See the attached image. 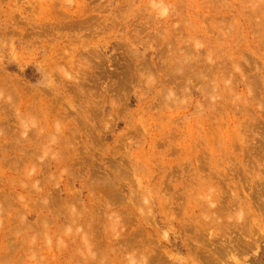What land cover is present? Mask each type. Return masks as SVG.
<instances>
[{
	"label": "rangeland",
	"instance_id": "374dc122",
	"mask_svg": "<svg viewBox=\"0 0 264 264\" xmlns=\"http://www.w3.org/2000/svg\"><path fill=\"white\" fill-rule=\"evenodd\" d=\"M152 263L264 264V0H0V264Z\"/></svg>",
	"mask_w": 264,
	"mask_h": 264
},
{
	"label": "bare ground",
	"instance_id": "6f19581e",
	"mask_svg": "<svg viewBox=\"0 0 264 264\" xmlns=\"http://www.w3.org/2000/svg\"><path fill=\"white\" fill-rule=\"evenodd\" d=\"M70 2L72 3V1H70ZM114 18H115V17H114ZM90 19H91V18H90ZM91 20H92V19H91ZM117 20H119V19H117ZM76 22H77V21H76ZM87 22H88V21H87ZM89 22H90V21H89ZM74 23H75V22H74ZM77 24H78V23H77ZM73 25H75V24H73ZM95 25H96V24H95ZM66 26H67V24H66ZM79 26H80V25H79ZM83 26H84V25H83ZM72 27H73V26H72ZM77 27H78V25H77ZM77 27H76V28H77ZM81 27H82V25H81ZM90 27H91V26H90ZM92 27H93V26H92ZM76 28H75V29H76ZM84 28H85V27H84ZM86 28H87V27H86ZM98 28H99V27H98ZM69 29H70V28H69ZM72 29H73V28H72ZM77 29H78V28H77ZM79 29H81V28H79ZM82 29H83V28H82ZM82 29H81V30H82ZM55 30H56V29H55ZM83 30H84V29H83ZM76 31H77V30H76ZM78 31H79V30H78ZM56 32H57V31H56ZM91 33H92V32H91ZM57 35H58V34H57ZM92 36H94V35H92ZM100 60H101V58H100ZM99 62H100V61H99ZM101 64H102V62H101ZM97 65H98V64H97ZM93 66H94V65H93ZM102 66H103V65H102ZM101 69H102V68H101ZM114 70H115V69H114ZM118 71H119V70H118ZM106 73H107V72H106ZM96 74H97V73H96ZM99 75H100V74H99ZM106 75H107V74H106ZM101 76H102V75H101ZM109 76H110V75H109ZM124 76H125V75H124ZM124 76H123V78L127 77V76H125V77H124ZM94 77H95V76H94ZM50 78H51V77H50ZM109 78H110V77H108V79H109ZM112 78H114V77H112ZM112 78H111V81H112ZM115 78H116V77H115ZM117 78H118V77H117ZM117 78H116V80H117ZM92 79H93V78H92ZM95 79H96V77H95ZM101 79H102V78H101ZM127 79H128V78H127ZM44 80H45V82H48V79H47V81H46V77H45ZM98 80H99V78H98ZM102 80H103V79H102ZM89 81H90V80H89ZM91 81H92V80H91ZM107 81H108V80H107ZM119 82H120V80L118 81V83H119ZM123 83H124V82H123ZM50 84H51V83H50ZM53 84H54V83H53ZM94 84H95V83H94ZM47 85H48V84H47ZM92 85H93V84H92ZM120 85H121V84H120ZM49 86H50V85H49ZM89 86H90V85H89ZM97 86H98V85H97ZM80 87H81V86H80V83H79V84H78V88L80 89ZM82 87H83V86H82ZM119 87H120V86H119ZM48 88H49V87H48ZM75 89H76V88H75ZM87 89H88V88H87ZM91 90H92V89H91ZM51 91H52V90H51ZM76 91H78V90H76ZM88 91H89V90H88ZM54 92H55V91H54ZM73 92H75V91H73ZM86 92H87V91H86ZM70 93H71V92H70ZM71 94H73V93H71ZM75 94H76V93H75ZM77 94H78V93H77ZM77 94H76V95H77ZM80 95L85 96V93L82 92V90H81V94H80ZM80 95H79V96H80ZM57 100H58V99H57ZM78 100H79V99H78ZM73 101H74V100H73ZM74 102H75V101H74ZM77 103H78V102H77ZM82 104H83V103H82ZM91 104H92V103H91ZM79 105H80V104H79ZM116 105H117V104H116ZM73 108H75V107H73ZM73 108H72V109H73ZM122 108H123V107H122ZM125 108H126V107H125ZM125 108H124V109H125ZM84 109H85V108H84ZM122 110H123V109H122ZM124 111H125V110H124ZM122 112H123V111H122ZM125 112H126V111H125ZM88 113H90V112H88ZM96 113H97V112H96ZM71 115H74V114H71ZM96 115H97V114H95V117H96ZM88 116H89V115H88ZM98 117H99V115H98ZM77 118H78V117H77ZM125 118H126V117H125ZM73 119H74V118H73ZM129 120H130V119H129ZM100 122H101V121H100ZM97 123H98V122H97ZM89 125H90V124H89ZM131 125H132V124H131ZM82 126H83V125H82ZM102 126H103V125H102ZM89 127H90V126H89ZM89 127H88V128H89ZM106 127H107V126H106ZM84 129H85V128H84ZM92 130H94V129H92ZM95 130H96V127H95ZM87 131H88V130H87ZM90 132H91V131H90ZM118 147H119V145H118ZM119 148H120V147H119ZM9 204H10V203H9ZM60 205H61V204H60ZM65 208H69V207L66 205ZM76 216H77V215L71 214L70 217H71V218H75ZM182 247H183V246H182ZM142 248H143V246H142ZM163 260H164V259H163ZM152 261H153V260H152ZM159 262H160V261H159ZM165 262H166V261H165ZM153 263H154V262H153ZM153 263H152V264H153Z\"/></svg>",
	"mask_w": 264,
	"mask_h": 264
}]
</instances>
